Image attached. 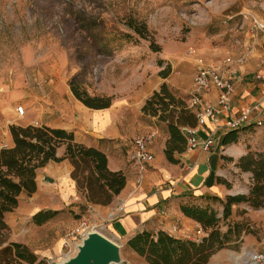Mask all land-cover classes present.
Masks as SVG:
<instances>
[{
  "label": "rangeland",
  "instance_id": "rangeland-1",
  "mask_svg": "<svg viewBox=\"0 0 264 264\" xmlns=\"http://www.w3.org/2000/svg\"><path fill=\"white\" fill-rule=\"evenodd\" d=\"M128 17L146 24V39L127 29ZM245 17L264 21V0H0V120L61 129L66 113H77L70 91L77 76L89 96L123 105L117 112L124 133L146 135L157 126L160 137L168 136L166 124L141 111L145 102L163 85L186 100L198 62L218 65L239 49L237 41H249ZM123 33L131 38L125 40ZM263 40L258 35L256 46ZM20 106L22 116L16 112ZM90 144L106 154L112 143L92 139ZM227 146L235 153L223 164L221 173L230 181L225 186L230 196H248L252 174L241 171L238 162L264 153V129L241 131ZM57 186L41 176L37 192L22 195L0 250L11 242L26 246L36 256L33 264H57L74 254L68 255L78 240L72 232L84 219L100 221L78 194L81 202L53 208ZM226 199L203 196L187 205L208 209L219 219L215 229L224 245L207 264H244L264 248V207L232 205L225 217ZM33 208L55 214L36 226ZM195 234L182 240L198 242L209 231ZM121 255L123 264H145L125 246Z\"/></svg>",
  "mask_w": 264,
  "mask_h": 264
},
{
  "label": "crops",
  "instance_id": "crops-1",
  "mask_svg": "<svg viewBox=\"0 0 264 264\" xmlns=\"http://www.w3.org/2000/svg\"><path fill=\"white\" fill-rule=\"evenodd\" d=\"M258 35L248 34L249 41L242 42V45L237 41L240 50L231 56L234 60L243 58L241 64L231 67V71L236 73L231 97L232 112L235 115L257 105H260V110L264 109V82L254 80L255 74H264V68L260 67V62L264 59V40L256 46ZM223 61L218 65L204 63L219 66ZM189 90L188 95L191 93V87ZM215 97V89L204 95V99L209 103H214ZM73 107L77 113L67 112L61 129L72 132L76 142L86 146L91 145L92 139L111 141L112 144L105 150L107 167L112 172H122L126 178L124 189L112 204L106 207L93 206L94 216L107 221L103 235L121 247H126L134 235L142 232H164L178 239L189 238L200 227L195 221L184 216L181 207L188 205L190 200L203 196L218 198L231 195L225 186L230 184V181L221 171L224 161L231 159L235 151L227 146L229 144H222L223 132L215 133L214 144L209 152L185 151L175 157L177 164H171L164 155L168 136L160 137L158 127H152L149 133L155 132L156 137L149 150L154 156V161L147 165L140 185H136V168L132 160L131 146L136 136L133 133H124L121 129L117 110L123 105L114 103L108 109L92 110L77 101ZM14 122L10 117L0 120V149L13 147L9 127ZM196 129L198 137L204 139L212 125L207 121L205 126ZM63 154L64 149H58L57 157H62ZM71 172L72 167L66 160L60 163L49 162L37 172V190L41 176L58 185L57 205L53 208H63L72 202H81L77 197L75 182L70 177ZM37 212L39 210L33 208L32 216ZM110 214H116L117 217L108 221ZM11 216L12 212L5 216L8 227L13 226ZM243 263L249 264L248 261Z\"/></svg>",
  "mask_w": 264,
  "mask_h": 264
},
{
  "label": "trees",
  "instance_id": "trees-1",
  "mask_svg": "<svg viewBox=\"0 0 264 264\" xmlns=\"http://www.w3.org/2000/svg\"><path fill=\"white\" fill-rule=\"evenodd\" d=\"M125 26L140 38H147L144 22L128 17ZM123 38L128 40L131 35L123 33ZM70 91L78 102L89 109L104 110L111 107V98L89 96L80 87L77 76L70 82ZM187 100L188 97L184 101L176 98L163 85L141 109L144 114L166 124L168 139L164 155L171 164H177L175 156L186 151L182 128L196 126L195 115L188 109ZM251 129L261 128L249 126L228 132L223 135L222 144L235 143L239 132ZM9 133L13 147L0 149V244L6 240L9 228L5 222L6 214L18 207L22 195L31 196L37 191V172L49 162L66 160L70 163V177L75 182L77 194L92 206H109L125 187L124 174L108 169L105 152L76 142L72 132L46 126L12 125ZM60 148L64 149V154L57 157ZM238 168L251 173L253 183L248 196H227L223 211L225 217L230 215L232 205L246 203L254 209L264 207V153L241 157ZM181 211L199 224L203 231H209L208 237L193 242L174 238L164 232H142L134 235L126 247L143 258L145 264H207L210 257L224 245L220 233L215 229L219 219L214 212L193 205L182 206ZM54 214L51 211H39L32 216V222L41 226ZM35 260L36 256L26 246L15 242L0 250V264H33Z\"/></svg>",
  "mask_w": 264,
  "mask_h": 264
},
{
  "label": "built area",
  "instance_id": "built-area-1",
  "mask_svg": "<svg viewBox=\"0 0 264 264\" xmlns=\"http://www.w3.org/2000/svg\"><path fill=\"white\" fill-rule=\"evenodd\" d=\"M245 19L249 21L250 32L253 35L259 34L264 37V21L255 17H245ZM242 62V57L236 60L227 57L219 66H209L204 62H198L197 70L193 77L191 93L187 100V107L195 115L196 127L205 126L206 122L209 121L212 129L208 132L207 137L200 139L197 135L196 127L182 128V133L186 139L187 152L195 150H199L202 153L209 152L213 147L216 132L226 134L249 126L264 129V109L260 110V105L241 111L237 115L232 112L231 97L234 92L233 79L236 77V73L231 71V67L234 64H241ZM260 67L264 68V59L260 62ZM254 80L264 82V74H255ZM211 89L216 90L214 103H209L204 99V95ZM262 103L264 104V100ZM16 112L20 116L24 115V110L21 106L16 109ZM155 137L156 133L152 132L147 135L136 136L131 142L132 160L136 168V185H140L147 165L154 161V156L150 152L149 146L152 145ZM87 209L94 216V207L89 205ZM116 217V214H110L107 220L111 221ZM97 219L100 221L99 224L95 220L84 219L79 227L72 232V236L78 240L74 241L68 255L75 252L77 243H80V239L88 231L94 230L101 234L104 233L107 221L98 217ZM195 233L198 237L202 233V230L198 229ZM194 241H197V238ZM248 262L250 264H264V248L260 251L252 252Z\"/></svg>",
  "mask_w": 264,
  "mask_h": 264
},
{
  "label": "water",
  "instance_id": "water-1",
  "mask_svg": "<svg viewBox=\"0 0 264 264\" xmlns=\"http://www.w3.org/2000/svg\"><path fill=\"white\" fill-rule=\"evenodd\" d=\"M121 248L103 234L91 230L80 239L74 254L57 264H123Z\"/></svg>",
  "mask_w": 264,
  "mask_h": 264
},
{
  "label": "bare ground",
  "instance_id": "bare-ground-1",
  "mask_svg": "<svg viewBox=\"0 0 264 264\" xmlns=\"http://www.w3.org/2000/svg\"><path fill=\"white\" fill-rule=\"evenodd\" d=\"M241 262H242V261H241ZM241 262H240V263H241ZM249 264H250V263H249Z\"/></svg>",
  "mask_w": 264,
  "mask_h": 264
}]
</instances>
